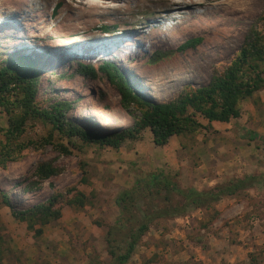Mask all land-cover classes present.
<instances>
[{"label": "rangeland", "instance_id": "obj_1", "mask_svg": "<svg viewBox=\"0 0 264 264\" xmlns=\"http://www.w3.org/2000/svg\"><path fill=\"white\" fill-rule=\"evenodd\" d=\"M237 1L233 8L200 5L193 12L176 13L166 6L171 0H130L128 11L123 2L111 0L106 1L105 10L91 5L100 0H0V53L28 55L42 64L37 85L39 107L44 106L46 94L58 96L72 103L67 119L85 131L102 133L128 127L132 118L105 75L97 72L95 79L83 78L74 72L77 62L96 67L110 61L137 91L153 101H167L183 88L205 85L213 72L227 67L250 28L264 40L263 0ZM120 7L123 10L114 11ZM176 14L179 21L171 17ZM104 24L108 33L100 27ZM161 29L169 31L164 42L157 40ZM194 38L198 40L191 47L180 49L183 42ZM134 50L141 53L127 54ZM153 56L161 58L151 61ZM255 60L264 82V55ZM238 106L239 116L228 122L207 123L196 114L204 127L171 136L163 146L153 145L146 128L116 148L83 145L78 138L66 140L55 132L48 143L28 146L18 160L0 167V189L7 192L15 208L58 193L60 216L35 225L40 228L37 235L0 203V264H86L93 257L108 263L105 230L120 216L116 199L135 182L141 187L140 183L157 172L170 176L180 189H208L245 174L261 175L262 182L223 197L208 209L194 208L176 217L153 219L124 264H146L148 260L147 264H167L171 257H190L195 245L204 244L209 225L217 221L234 225L227 235V242L237 252L236 263L231 264H264V87L241 99ZM3 127L6 116L0 108ZM48 133L49 125L40 120L25 123V139L39 142ZM58 144L66 146L69 153L62 154ZM39 161H51L59 173L31 190H22L34 178L33 168ZM72 187L86 196L84 206L65 203ZM135 195L131 207L135 214L148 202L161 203L139 190ZM171 196L174 201L176 196ZM212 210L220 215L206 225ZM237 226L241 232L236 231Z\"/></svg>", "mask_w": 264, "mask_h": 264}, {"label": "trees", "instance_id": "obj_2", "mask_svg": "<svg viewBox=\"0 0 264 264\" xmlns=\"http://www.w3.org/2000/svg\"><path fill=\"white\" fill-rule=\"evenodd\" d=\"M100 27L104 33L109 32L107 25ZM259 37L258 32L250 28L238 55L227 67L219 73L213 72L205 85L183 88L171 99L163 102L153 101L137 91L110 61H102L96 67L90 63L77 62L74 72L83 78L95 79L97 72L105 75L117 90L121 107L132 118L130 126L103 130L102 133L85 131L67 119L66 112L71 109L72 103L58 96L46 94L44 106L39 107L37 85L43 74L42 64L28 55L16 52L0 53V108L6 116V127L0 128V167L18 160L21 151L28 146L48 143L53 132L66 140L78 138L83 145L91 143L116 148L122 140L133 138L140 130L146 128L153 145L163 146L171 136L191 134L204 127L195 118L196 114L207 123L228 122L231 118L238 117L239 101L261 86L264 87L263 79L256 71L255 59H260L264 55V40ZM197 40V38L186 40L180 45V49L191 47ZM160 58L161 56H153L151 61ZM35 119L49 125V133L39 142L25 139L23 135L26 121ZM58 147L62 154L69 153L66 146L58 144ZM59 171L60 169L51 161L37 162L32 172L34 178L25 183L22 190L35 188L41 181L54 177ZM261 177L258 174H245L217 183L208 189L196 190L177 188L170 176L162 172L151 173L143 183H140L141 187L135 182L131 188L123 190L116 199L120 216L111 225H107L105 230L109 262H100L93 257L86 264H124L153 219L176 217L194 208L208 209L223 197L236 195L246 188L258 185L262 182ZM18 185L20 183L16 184ZM136 190L143 196H150L161 203L148 202V205L143 210H138L137 214L131 212V207L136 201ZM68 191L72 192V195L65 199L67 205L79 208L86 204V196L82 192L74 187ZM171 194L176 196L174 201L169 198ZM59 197L60 194L56 193L25 208H15L7 192L0 189V203L9 209L14 219L24 222L26 229H33L37 235L40 228H34L35 225L42 226L60 216L57 205ZM218 213L212 210L206 225L211 224ZM94 223L99 224L96 221ZM113 234L119 238L116 239ZM115 241L119 243L112 244Z\"/></svg>", "mask_w": 264, "mask_h": 264}, {"label": "crops", "instance_id": "obj_3", "mask_svg": "<svg viewBox=\"0 0 264 264\" xmlns=\"http://www.w3.org/2000/svg\"><path fill=\"white\" fill-rule=\"evenodd\" d=\"M215 228L216 230L212 231V229ZM233 228L234 225L230 223L225 225L220 221L213 223V225H209L208 231L206 230L204 244L195 245L193 248L194 253L191 255L189 254L190 257L185 256L182 258V256H175L168 258L167 264H224L226 262L231 264L234 263V261L236 263L237 252L235 247L227 242L228 231H233ZM240 229L241 228L237 226L236 231L241 232L242 230ZM185 250L188 252L187 249ZM179 261L181 263H179Z\"/></svg>", "mask_w": 264, "mask_h": 264}, {"label": "bare ground", "instance_id": "obj_4", "mask_svg": "<svg viewBox=\"0 0 264 264\" xmlns=\"http://www.w3.org/2000/svg\"><path fill=\"white\" fill-rule=\"evenodd\" d=\"M73 1V0H71ZM107 0H100V3H91L92 6H95L97 8H101V9H106V3ZM111 1H117V2H123L122 5L123 8H126L128 7V3L130 2V0H111ZM132 1V0H131ZM136 1H142V0H136ZM206 0H171V2H169V4L166 6L169 7V10H175L176 13H179V12H182V11H189V12H193V8L194 7H197V6H200V5H211V6H228L229 8L230 7H236L237 6V3L238 1L237 0H213L212 2H209V3H205ZM153 2V1H152ZM157 2V1H156ZM155 2V3H156ZM157 4V3H156ZM173 4V6H172ZM138 6V5H137ZM167 8V7H166ZM219 8V7H218ZM216 8V9H218ZM121 7L120 8H117V9H114V11H121ZM127 9V8H126ZM123 10V9H122ZM206 10V9H205ZM204 10V11H205ZM207 10L210 11V13H212V9H209L207 8ZM214 10V9H213ZM225 10V9H224ZM128 11V9H127ZM118 12V13H119ZM124 12V11H123ZM195 12V11H194ZM222 12V11H221ZM117 13V12H116ZM167 13V12H166ZM171 13V12H170ZM209 13V12H208ZM207 13V14H208ZM168 14V13H167ZM182 14V13H181ZM216 14V13H214ZM171 15V14H170ZM186 16V15H185ZM200 14H196V17H199ZM220 16V15H219ZM167 17V16H166ZM172 19H174L175 21H179V16L176 14V15H173L171 16ZM194 17V16H192ZM168 18V17H167ZM166 18V19H167ZM183 18V17H181ZM191 18V16L189 17ZM201 18V17H200ZM162 27V26H161ZM173 27V26H172ZM171 27V28H172ZM166 29V28H165ZM170 30V28H169ZM216 31V30H215ZM169 33V31H164L163 29H161L158 33V37H157V40L158 41H162L164 42L166 39V35ZM71 42H68L67 44H69ZM118 53V50H116V52L114 54H117ZM141 53V50H134V51H129L127 52L128 55H137V54H140ZM105 123H108V122H105Z\"/></svg>", "mask_w": 264, "mask_h": 264}, {"label": "clouds", "instance_id": "obj_5", "mask_svg": "<svg viewBox=\"0 0 264 264\" xmlns=\"http://www.w3.org/2000/svg\"><path fill=\"white\" fill-rule=\"evenodd\" d=\"M113 51V50H112Z\"/></svg>", "mask_w": 264, "mask_h": 264}]
</instances>
